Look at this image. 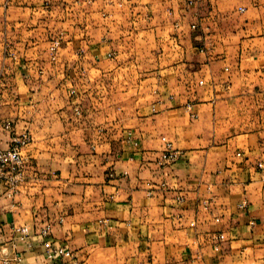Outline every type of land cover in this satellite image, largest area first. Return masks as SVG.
Instances as JSON below:
<instances>
[{
	"label": "crops",
	"instance_id": "crops-1",
	"mask_svg": "<svg viewBox=\"0 0 264 264\" xmlns=\"http://www.w3.org/2000/svg\"><path fill=\"white\" fill-rule=\"evenodd\" d=\"M0 105V264H264V0H0Z\"/></svg>",
	"mask_w": 264,
	"mask_h": 264
},
{
	"label": "built area",
	"instance_id": "built-area-1",
	"mask_svg": "<svg viewBox=\"0 0 264 264\" xmlns=\"http://www.w3.org/2000/svg\"><path fill=\"white\" fill-rule=\"evenodd\" d=\"M192 4V2H190ZM240 13H244L245 9L243 7H240L238 9ZM193 29H197L196 26H192ZM59 48V42L55 40L51 47V52L53 54V58H55V55ZM1 106V105H0ZM193 118H195V115H192ZM29 141L28 138H25V142ZM181 156V152L175 150L172 146V143L167 142L164 147V159L165 162L168 163H174L179 157ZM24 156L20 150L19 147H13L9 150H3L0 149V182H6L8 186H10V190L13 188L17 180L22 175V169L24 166ZM260 169H264V163H260L258 165ZM246 202H243L240 205V208L243 209L246 207ZM60 223L63 222L62 219L59 220ZM16 232V239L20 241L27 240L30 236V229L28 227H22L15 229ZM52 233V225L48 224L41 228L35 235L41 236L43 238H47ZM226 237L223 233L218 234L215 238V245H214V251L220 252L222 243L225 241ZM45 247V255L46 258L50 261L59 260L64 262V264H79L77 261V257L75 256V253L60 244H54L51 241H45L44 243Z\"/></svg>",
	"mask_w": 264,
	"mask_h": 264
},
{
	"label": "rangeland",
	"instance_id": "rangeland-1",
	"mask_svg": "<svg viewBox=\"0 0 264 264\" xmlns=\"http://www.w3.org/2000/svg\"><path fill=\"white\" fill-rule=\"evenodd\" d=\"M141 67H142V65H141Z\"/></svg>",
	"mask_w": 264,
	"mask_h": 264
}]
</instances>
